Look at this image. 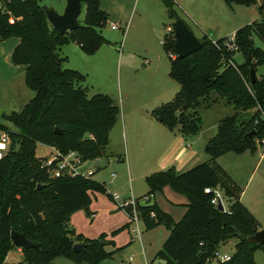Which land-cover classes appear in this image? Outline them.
Here are the masks:
<instances>
[{
    "label": "trees",
    "instance_id": "1",
    "mask_svg": "<svg viewBox=\"0 0 264 264\" xmlns=\"http://www.w3.org/2000/svg\"><path fill=\"white\" fill-rule=\"evenodd\" d=\"M224 1L229 7L256 3V0ZM161 2L170 19L178 18L173 0ZM83 5L85 15L79 27L59 33L47 21V7L40 0H0V37L19 38L11 60L25 66L24 83L33 92L20 111L7 116L15 129L3 128L10 144L0 158V264H9L5 257L16 246L10 236L12 230L38 243L27 251L21 248L24 260L32 264H51L56 256L74 261L87 258L99 264L103 257L117 250H105L100 243L105 234L88 239L74 234L68 225L74 212L90 213L89 191L105 192L111 197L107 186L81 176L50 177L42 165L43 158L35 154L37 144L41 143L61 153L76 151L82 160L108 156V136L119 106L107 94L88 96L82 85L86 76L65 67L66 58L58 52L72 41L85 54L93 55L109 43L101 34L106 13L100 8V0H82ZM258 11V19L235 31V49L224 46L229 37L215 39V46L211 38L203 35L199 38L200 49L183 58L170 57L169 77L178 83L179 89L170 101L150 111L169 130L190 135L201 128L197 111L201 104L209 107L224 100L235 110L219 120L216 134L203 147L211 162L198 163L180 173L170 166L145 177L148 191L136 197L137 201L143 196L153 197L166 185L188 199L177 221L159 210L154 201L137 204L146 229L161 222L169 228L156 253V258L165 264H207L229 238H236L234 250L230 259L220 264H256L253 253L264 246L247 241V236L260 229L259 222L240 201L242 188L215 162L227 152L254 150V142L264 140V74L254 83L250 80V67L256 69L264 64V49L256 46L253 39L256 36L264 42V0L259 1ZM164 40V51L175 52L173 32H166ZM237 52L243 57L241 63L233 61ZM228 59L235 65L229 64ZM183 105L185 108L181 110ZM251 109L253 112L249 114ZM56 128L61 132H55ZM251 131L254 133L249 136ZM38 184L45 186L38 189ZM207 187L223 191L229 201L227 210L220 211L210 202L213 193L205 192ZM76 242L84 243L85 251L75 252L72 246Z\"/></svg>",
    "mask_w": 264,
    "mask_h": 264
},
{
    "label": "rangeland",
    "instance_id": "2",
    "mask_svg": "<svg viewBox=\"0 0 264 264\" xmlns=\"http://www.w3.org/2000/svg\"><path fill=\"white\" fill-rule=\"evenodd\" d=\"M40 3L46 7H53L61 13L66 5V0H40ZM102 6L107 13L101 34L110 40L112 48L102 45L103 47L97 53L87 55L82 52L77 43L70 41L67 45L62 46L58 52L61 57L66 58L65 67L78 70L86 76L82 85L87 88L88 96L95 93L107 94L119 106L116 122L108 136L109 144L106 146L108 156L98 158V163L93 160L86 163L87 166L95 170L92 179L103 185L113 184L114 187L107 188V192H115L119 197L129 194L131 187L135 194L141 196L148 190L145 181L148 174L143 175V169L138 165L150 152L148 144L155 143L156 138V128H152L149 123L161 127L152 120L151 107L170 101L179 89L178 83L169 77L170 56L168 52L164 51L161 43L167 32L166 25L173 23L174 20L168 17L160 0H102ZM254 7L249 6L248 9L250 11L254 9L257 15L258 12ZM178 12L183 16L192 32L201 36L192 22L179 9ZM240 13L244 14V12ZM84 15L85 6L83 5L79 16L80 22H83ZM112 23L118 24L120 28L111 29ZM206 33L209 38L213 37L214 39L215 33L213 31ZM253 39L256 46L264 49L263 41L256 36ZM145 59L150 62L145 64ZM240 60L239 54L233 56L235 63ZM258 71L264 72V65L258 68ZM8 84L13 87L11 88L12 96L10 90L6 96L4 87L0 85V109L2 110L0 113V133L4 131V127L10 130L15 129L7 116L12 111H20L33 96V92L24 84L22 73L13 77ZM219 102L223 104H219ZM217 103L210 105L212 106H209L210 108L205 107V103H203L197 108L201 117L200 133L203 138L216 134L219 118L232 112V105L224 104L225 101L223 100H219ZM188 112L192 113V110L189 109ZM252 112V109L248 110L249 114ZM123 113L124 126L122 123ZM259 141L261 142V139ZM259 141L254 142V150H246L247 159L244 161V166H238L239 163L235 158L237 154L234 152L225 153L221 158V163L224 169H230L233 175L239 178L241 186H244L245 183L248 184L242 201L249 206L252 214L258 220L260 228H262L264 227V144ZM48 152L47 145L37 144L35 149L37 157L42 158ZM117 152H121L122 155ZM126 152L130 161L129 171L125 169L126 157L123 156V153L126 154ZM124 157L125 159H120ZM96 164H100L98 169ZM113 173L116 174V177L112 176ZM99 193L103 197H97L94 200L98 216L94 218L95 214L91 210L90 213L82 210L83 215L75 217V225L87 228V232L90 234L99 228L104 231L112 229L108 232L109 234L116 231L113 238L120 243L119 248L110 255L103 257L99 264H145V258L148 262L153 259L156 260V253L168 236V226L161 222L146 229L144 224L139 222L142 231L139 236L135 232L134 225L130 223L128 214L126 215L119 209L113 199L108 197L105 192ZM154 196L159 210L174 221L181 218L185 210L184 204L188 201L185 194L166 185L161 191L155 192ZM223 202L228 208V199L225 198ZM118 213H123L126 216L127 224L112 228L115 219H119ZM68 225L69 227L72 226L71 220H69ZM75 228H73L74 231ZM82 236L84 237V235ZM235 242L236 238H229L222 242L218 249L219 253L231 254ZM144 253L146 257H144ZM129 256L133 259L131 263L128 262ZM253 258L256 264H264V246L254 251ZM5 262L9 264H32L24 260V252L21 248L19 250L17 246H13L8 251ZM51 264L98 263L87 258L74 261L64 256H56L52 259ZM207 264L217 263L209 262Z\"/></svg>",
    "mask_w": 264,
    "mask_h": 264
},
{
    "label": "crops",
    "instance_id": "3",
    "mask_svg": "<svg viewBox=\"0 0 264 264\" xmlns=\"http://www.w3.org/2000/svg\"><path fill=\"white\" fill-rule=\"evenodd\" d=\"M173 1L175 2V9L177 11V14H179V12H178V9H179L181 11V13L183 15H185L189 19V21L192 22V24L195 26L196 31H198L199 34H201V36L195 35L198 38H201L203 35L209 36L206 33L207 31H213L215 33L214 39H218L221 37L233 38L235 31L239 27L243 26L244 24L250 23V21L252 19L256 20L259 18L258 5H259L260 0H256L255 4L250 5V6H255L254 8H256L255 10H257V12H258V14H257L258 16L256 15V11H254V9H253V11H250V9H248L249 6L236 4V5H233L234 7L233 6L229 7L225 3L224 0H173ZM100 8L105 13H107L106 9L102 6V0H100ZM240 12H244V14H242ZM179 17L184 19L183 16L180 14H179ZM254 20H252V21H254ZM211 39H213V37H211ZM108 41H109V43L103 44V46H109L112 48L110 40H108ZM18 42H19V38H17V37H10L7 39H1V37H0V85L4 87L6 96L8 95V91L9 90L11 91V88H13V87H11V85L8 84L12 80L13 77L22 73L23 74V80H24L25 66L19 65V64H14L11 60V54H12L15 46L18 44ZM103 46H101L97 50V52ZM106 48H108V47H106ZM236 54H239L241 56V60L239 62H236V63L243 62L242 55L238 52ZM149 62L150 61L148 59L144 60L145 64H148ZM263 65L264 64L256 67L255 70H256V76L257 77L264 74V72L258 71V68H260ZM10 95L12 96L13 92ZM217 104H215V105H217ZM219 104H223V103L219 102ZM224 104H228V103L225 102ZM228 105H230V104H228ZM155 107L156 106H154V107L152 106L151 110ZM210 107H212V106H210ZM210 107H208V108H210ZM232 108H233V106H232ZM234 111L235 110L233 108L231 114L234 113ZM1 112H2V110H1ZM151 118H152V120H154V122L159 124L161 127H156L157 125L155 126V125H153V123H149L152 128H156L155 129L156 130V133H155L156 138L154 141L155 143H149L148 144V147H149L148 149L150 152L146 157L143 158V160L138 165L140 168L143 169V172H144L143 175H147V174L149 175L155 171H158L160 169H165V168L170 167V166H174L176 171L180 173V172H183V171L193 167L194 165H196L198 163L211 162L209 156L203 151V147H204L205 143L207 142V140L210 138V136L208 138H203V136L200 133L201 130L196 132L195 134L182 135L181 133H179L176 130H169L166 126H164L163 124L156 121L152 116H151ZM220 119L221 118H219V120ZM219 120H218V122H219ZM122 123L124 126V113H123ZM214 135H212V136H214ZM47 147L49 148V151H50V146H47ZM245 152L246 151H244L242 153H235V154H237L236 155L237 157H235V158L237 160V163H239L238 166H240V165L244 166V161H245V159H247V155ZM117 153L119 155H122V154H120L121 152H117ZM223 155H221L215 159V162L218 165H220L222 168H223V166L221 163V158L223 157ZM123 156L126 157L125 169H127L129 171L130 170V161L128 159L127 152H126V154L123 153ZM125 157L120 158V159H125ZM97 166L99 168L100 164H98ZM224 170L230 175V177L240 187H242V193L240 195V201L252 213L249 206L242 201V196L244 195L246 188H248V184L245 183L244 186H241L239 178H237V176H234L233 172H231L230 169L225 168ZM108 184L111 185L108 188L114 187L113 184H111V183H108ZM89 194L91 196V203L89 206V211L91 210L95 214L94 218H96L98 216V212L95 210L94 200H96L97 197H103V195L101 193H99L98 191H89ZM144 194H146V193H144ZM144 194H142V195H144ZM131 196H133V197L138 196L139 197L140 194H135L132 190V187H131L130 193L123 196V197H120V198H129ZM153 201L156 202L155 196L152 197L151 202H153ZM111 208L113 209V207H110V209ZM122 211L127 215V213L124 210H122ZM81 214L83 215L82 210H78L70 216L72 226L69 228L73 230L74 234H76V232H77V234L84 235V237L88 238V239H96L101 234H105V238H104L105 240H103L105 250L106 251H112L114 249L119 248L118 245L120 243L117 240H115V238H113L112 234L108 233L112 229L108 230V231H104L101 228H99V229H96L94 233L91 232L92 234H90L87 232V228H82L81 226L75 225V223H76L75 217L77 215H81ZM117 216L119 217V219H115L114 225L112 226V228L119 227L120 225H124L125 223L127 224V218H126V216L123 215V213L122 214L118 213ZM140 222H142V221H140ZM75 226H76V228H75ZM73 228H75V231ZM139 229L141 230L140 226H139ZM19 250H20V247H19ZM144 257H146L145 253H144ZM128 260H129L128 261L129 263H131L133 261L132 257H130V256H129ZM146 262H148V261L145 258V263Z\"/></svg>",
    "mask_w": 264,
    "mask_h": 264
},
{
    "label": "built area",
    "instance_id": "4",
    "mask_svg": "<svg viewBox=\"0 0 264 264\" xmlns=\"http://www.w3.org/2000/svg\"><path fill=\"white\" fill-rule=\"evenodd\" d=\"M111 29H119V25L116 23H112L110 25ZM167 33L173 32V25L170 23L166 25ZM164 39L161 41L162 44H164ZM212 43L216 46L215 39H212ZM224 46L229 49L233 50L235 49V46L233 44V38H229L226 41H224ZM169 56L171 58H175L176 54L175 52H169ZM227 62L231 65H235L234 62L230 59L227 60ZM9 137L6 132L0 133V158L3 157V155L6 152L7 145H8ZM261 143L264 144V140H261ZM42 165L46 167L50 177H60L63 175L74 177V176H81L85 178H92V175L95 173V170L92 167H89L86 165V163L89 160H82L81 156L73 150H70L66 153H61L59 150L55 149L54 147L50 146V151L48 154L44 157H42ZM96 163H98V158L93 159ZM98 165V164H96ZM98 169V166H97ZM113 177H116V174H112ZM108 188V187H107ZM205 192H212L213 196L211 198V203L217 207V205L220 203L223 207V211L227 210V208L224 205V199L225 196L223 194V191L221 189L217 188H205ZM111 198L115 202L116 206L124 210L127 213V210H130V213L128 214L130 218V223L134 225L135 232L139 234L141 233V230L139 229V222L142 221L140 218V213L137 210V204L140 203H146L148 201H151L152 196H143L141 200L137 201L136 197H129V198H120L117 193H110ZM151 216H154V213L151 212ZM231 257V254H220L217 250L214 252L213 256L209 259V262H214L217 264L223 263L227 260H229ZM145 264H165L164 260L156 259L154 261L146 262Z\"/></svg>",
    "mask_w": 264,
    "mask_h": 264
},
{
    "label": "water",
    "instance_id": "5",
    "mask_svg": "<svg viewBox=\"0 0 264 264\" xmlns=\"http://www.w3.org/2000/svg\"><path fill=\"white\" fill-rule=\"evenodd\" d=\"M82 10V0H66L64 10L59 13L53 7H47L45 9V15L49 24L56 29L59 33L69 32L79 27V16ZM173 35L175 38L174 51L178 58H183L202 47V43L198 37L192 32L190 27L184 21V19L178 17L173 21ZM257 79L256 70L253 66L250 67V80L254 83ZM185 108V105L181 107V110ZM1 112V109H0ZM55 132L60 133V129L56 128ZM254 131L248 133L252 136ZM45 185L38 184L37 188L41 189ZM107 184V187H110ZM217 209L222 211L223 207L219 203ZM13 243L22 248L24 251L32 247H37L38 243L29 240L25 234L12 230L10 233ZM250 243L264 244V227L258 229L254 234L246 237ZM104 245L103 241H100ZM75 252L85 251V244L76 242L72 246Z\"/></svg>",
    "mask_w": 264,
    "mask_h": 264
},
{
    "label": "snow or ice",
    "instance_id": "6",
    "mask_svg": "<svg viewBox=\"0 0 264 264\" xmlns=\"http://www.w3.org/2000/svg\"><path fill=\"white\" fill-rule=\"evenodd\" d=\"M0 147H2V145H0Z\"/></svg>",
    "mask_w": 264,
    "mask_h": 264
}]
</instances>
